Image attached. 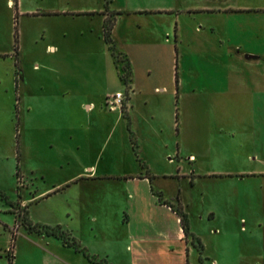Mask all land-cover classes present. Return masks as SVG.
<instances>
[{"label": "crops", "instance_id": "crops-1", "mask_svg": "<svg viewBox=\"0 0 264 264\" xmlns=\"http://www.w3.org/2000/svg\"><path fill=\"white\" fill-rule=\"evenodd\" d=\"M244 10L264 15V8ZM166 12L172 13L162 6L130 9L114 1L106 6V0H0V70L12 73L10 83H0V102L13 97L23 133L27 121L31 122L39 138L36 153L40 159L28 170L23 164L19 178L15 165L17 185L19 180L23 183L14 196L0 195V264H6L3 255L8 256L12 246L13 264L18 263L21 250V256L30 261L33 249L40 250L39 264H73L74 255L90 262L62 240L30 231L25 220L32 226L60 227L79 244L87 223L97 225L101 238L121 248L130 264L135 256L159 264L167 257L168 247L176 248L173 258L180 263L195 257V242L201 240L194 234L189 240L178 212L191 217L198 206L185 181L189 180L190 188L197 186L198 158L205 166L209 156V114L201 124L207 134L192 132L188 138L184 110L193 107L197 112L201 104L213 106L218 102L215 95L239 101L244 91L236 86L226 94H209L193 87L188 93L180 74L182 70L192 73L193 66H184V58L188 50L208 52L209 33L195 28L194 35L183 34L177 28L179 21L167 20ZM110 22L113 50L104 39ZM226 41L228 56L241 62L242 68L246 62L264 58V51H244L241 45L232 46L230 38H219L216 47L224 48ZM113 54L124 64H117ZM126 64L130 70L127 83L121 80ZM141 69L142 80L138 78ZM158 71L160 81L154 76ZM116 93L124 94V107L111 111L107 100ZM47 146L55 147L60 159H41ZM198 146L203 148L202 157L197 156ZM62 172L63 179L51 188L40 187V181L47 183ZM204 174L209 178L208 170ZM27 182L32 192H27ZM73 186L80 192L76 201H82L81 206L72 205V195L64 194V188ZM106 188L119 192L125 204L112 212L104 210ZM53 199L65 205L56 208ZM36 211L47 216L37 217ZM199 217L215 215L207 210ZM199 245L202 257L205 246Z\"/></svg>", "mask_w": 264, "mask_h": 264}, {"label": "rangeland", "instance_id": "rangeland-1", "mask_svg": "<svg viewBox=\"0 0 264 264\" xmlns=\"http://www.w3.org/2000/svg\"><path fill=\"white\" fill-rule=\"evenodd\" d=\"M111 1L117 6L130 9L162 6L165 10L172 11L166 12L165 18L172 21L177 19L181 24L177 27L181 33L194 35L195 28L202 33H209V51L200 54L199 49L196 53L188 50L184 58V66H193L192 73L184 71L183 74L182 70L180 74L188 87V93H191L193 87H197L198 93H201L199 89L201 87L209 94L213 92L226 94L236 89V86L244 91V96L239 101H234L236 97L233 96L227 100L226 95L221 97L215 95L218 102L213 106L201 104L197 112L193 107L184 110L187 115L188 138L192 132H197V136L207 134L201 124L207 121L206 115L209 114V156L205 158V166L200 164L203 161L198 158L201 166L198 165L197 180H194L197 186L190 188L189 180L185 181L187 192L198 205L192 216L186 217L189 240H193L191 234H194L205 246L206 253L201 257L200 246L196 241L195 245L199 252L195 250V257L189 258L188 261L184 258L187 264H213L214 261L219 264H264V58L256 62H246V66L242 68L241 62L238 63L236 59L228 56L227 41L224 48L216 47L219 38L225 40L230 38L232 46L241 45L244 51L262 53L264 15L258 13V10L255 12L244 8H264V0H106V6ZM202 6H207L209 11H196ZM175 27L173 24L172 32L175 31ZM238 33L241 34L240 39ZM160 64L159 62L158 65ZM139 66L143 68V61L139 62ZM143 70L139 72L140 80L143 78ZM11 74L10 71L0 70V83L2 85L10 83ZM161 75L159 71L154 74L155 77H159L156 81L162 80ZM13 102L12 96H6L0 102V195L4 194L6 197L14 196L17 186L23 183L19 180L17 185L15 176L17 149L20 153L21 169L23 164V168L28 170L40 161L36 153L38 148L36 142H39V138L32 132L33 127L29 121L26 133H23L20 124L18 126L17 148L15 130L18 117ZM43 147L44 144H41L40 148ZM46 149L39 155L41 159H60L55 147L51 149L47 146ZM187 149L190 152L191 149ZM202 149L200 146L197 147L198 157L204 156L200 154ZM93 155H96L94 150ZM184 158L187 159V156H182V160H185ZM205 170L209 171V178L204 174ZM248 173H254L256 177H246ZM58 175L48 179L47 183L40 181V187L44 190L51 188L54 182L63 179V172ZM229 175L234 178H228ZM243 175H246L244 179L237 178ZM198 176L202 179H198ZM27 185H29L27 192H32L33 188L29 182ZM64 191H66L64 194L72 195L74 199L70 202L72 205L81 206L82 201H76L80 193L77 187L73 186L69 190L64 188ZM103 192L107 194L102 197L104 210L112 212L116 206H123L126 202L119 192H110L108 188ZM53 200L51 204L56 208L65 205L61 199ZM207 210L212 211L215 218L199 217ZM36 212L37 217L47 216L44 212ZM6 217L13 219L11 215ZM107 231L110 238V230ZM80 235L83 239L80 246L86 250L91 261L88 262L82 255H74L71 263L97 264L104 260L107 264H130L124 258L121 248L101 238L97 225L87 223ZM166 251L167 257L161 259L159 264H185L173 258L177 253L176 248L168 247ZM21 252L23 250L20 251L17 264H39V259L36 258L40 250H32L33 257L30 261L25 260ZM104 255L107 259H104ZM3 256L7 264L8 257ZM206 257L209 260H206ZM154 259L157 261L158 257ZM169 260L172 262H168ZM132 264L149 263L143 256H135Z\"/></svg>", "mask_w": 264, "mask_h": 264}, {"label": "trees", "instance_id": "trees-1", "mask_svg": "<svg viewBox=\"0 0 264 264\" xmlns=\"http://www.w3.org/2000/svg\"><path fill=\"white\" fill-rule=\"evenodd\" d=\"M14 1L16 3V0H14ZM112 27H113V22H110L104 28V39H105V42L109 45L111 50H113V47H112L113 42L110 38ZM113 57L115 58V61L117 64H122V65L124 64L123 60H121L119 57L115 56V54H113ZM121 72H122L121 80L123 82L127 83L129 75H130V70H129L127 64L122 67ZM16 145L18 148V145H19L18 124L16 127ZM134 145L135 144L133 143V146ZM20 160H21L20 153L17 149L16 173H17L18 178H19V171H20V169H19L20 168L19 167ZM178 214L180 216L183 231H184L185 235L188 236L189 235V229H188V224H187V220H186L187 218L181 212H178ZM23 224L27 227V229H29L32 232H36L39 234H45L47 236H53L59 240H62L64 245L69 246V247H73L76 251L81 252L88 260L91 261V258L86 254V250L81 248L80 244L75 239L71 238V236L68 233L64 232L60 227L52 228V227L32 226L31 224H28L26 222V220L23 221ZM199 246H200V250H202L201 245H199ZM7 257H8V264H13V246L9 249ZM97 264H107V263L104 260H102L101 262H98Z\"/></svg>", "mask_w": 264, "mask_h": 264}, {"label": "built area", "instance_id": "built-area-1", "mask_svg": "<svg viewBox=\"0 0 264 264\" xmlns=\"http://www.w3.org/2000/svg\"><path fill=\"white\" fill-rule=\"evenodd\" d=\"M124 98L125 96L123 93H116L108 98L107 106L111 111L121 110L124 107Z\"/></svg>", "mask_w": 264, "mask_h": 264}]
</instances>
